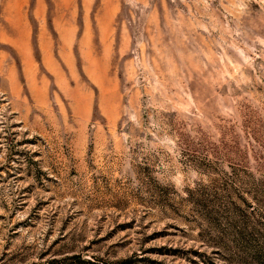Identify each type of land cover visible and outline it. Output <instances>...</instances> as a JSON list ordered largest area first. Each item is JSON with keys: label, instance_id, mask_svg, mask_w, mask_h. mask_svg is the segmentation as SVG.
I'll return each instance as SVG.
<instances>
[{"label": "rangeland", "instance_id": "rangeland-1", "mask_svg": "<svg viewBox=\"0 0 264 264\" xmlns=\"http://www.w3.org/2000/svg\"><path fill=\"white\" fill-rule=\"evenodd\" d=\"M0 264H264V0H0Z\"/></svg>", "mask_w": 264, "mask_h": 264}]
</instances>
